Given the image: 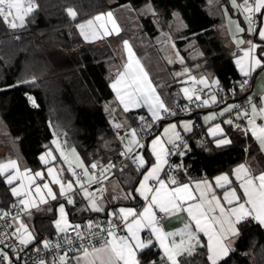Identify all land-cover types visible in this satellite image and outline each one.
<instances>
[{"label": "trees", "instance_id": "1", "mask_svg": "<svg viewBox=\"0 0 264 264\" xmlns=\"http://www.w3.org/2000/svg\"><path fill=\"white\" fill-rule=\"evenodd\" d=\"M35 3L38 8L21 29L10 28L0 20V115L32 169L40 168L39 155L51 145L55 135L67 147L77 148L88 166L115 160L124 153L125 138L116 137L107 111V103L114 97L107 68L113 48L107 42H86L77 27L99 13L126 3L135 9L150 3L154 12L142 17V21L144 30L155 36L159 32L157 25L169 29L174 13L180 12L186 27L177 33L178 46L190 39L196 41L203 53L199 62L219 79L220 93L228 90L233 81L242 83L233 55L215 29L219 19L207 10V0H35ZM69 7L76 11L75 19L68 16ZM12 51L17 55L9 59ZM249 87L239 90L232 100L247 98ZM127 116L133 126H126L135 130L143 126L142 116L149 117L142 109ZM227 129L231 138L227 146H215L208 134L190 141L175 159L179 179L211 178L231 172L236 165L251 159L256 171L264 170V154L255 137L231 125ZM15 201L10 186L0 175V207L12 211ZM56 216L54 212L36 218L38 238L27 248L34 249L37 244L41 247L43 238L56 240L61 236L52 227ZM106 218L108 212L88 213L72 223ZM157 255H145L144 263ZM181 262L211 264L205 245ZM218 264H264V227L251 218L242 221L234 249Z\"/></svg>", "mask_w": 264, "mask_h": 264}, {"label": "snow or ice", "instance_id": "2", "mask_svg": "<svg viewBox=\"0 0 264 264\" xmlns=\"http://www.w3.org/2000/svg\"><path fill=\"white\" fill-rule=\"evenodd\" d=\"M233 6L236 5V0H232ZM243 10L246 13L261 12L264 9V0H254V7L249 3V0H244ZM38 8V4L35 0H0V20H3L10 28L23 27L25 19L27 16L32 14ZM67 14L72 19L76 18L77 13L71 8H67ZM107 18L113 24L112 31L119 32L118 26L115 25L113 15L111 12L107 13ZM102 16H96L94 20L90 19L86 23L78 24L77 27L80 30V34L85 40L89 39L86 27L90 28L94 25V21L102 20ZM246 19L249 21L250 27L249 32H257L261 40H264V28L259 30L251 27V15H247ZM19 21V23H17ZM104 28V25H100ZM243 31V29H239ZM111 34L106 28L104 30V35ZM238 43H244L243 40ZM249 47L243 50V57L237 59L236 64L239 67L241 73L245 76H249L251 72H254L257 67L262 66V60L258 58L255 53L258 45L248 42ZM124 46L128 51V63L124 65V71L119 73L117 79L112 83L111 87L116 92L117 99L124 106V110L128 111L129 107H140L141 103L149 105V111L152 114L154 120L160 119V111L168 112L169 109L165 106L164 102L160 100L159 96L156 95L155 89L152 88L151 83L147 81V73L144 72L143 68L139 65V61L134 59V53L128 42H124ZM264 51V50H262ZM244 60L248 61L247 68L243 63ZM136 65V68L133 65ZM137 68L139 72H137ZM141 74L143 79H141ZM195 81V77H192ZM199 83L207 86V81L203 78ZM218 83V82H214ZM247 83V81H245ZM185 95H188V89L183 90ZM191 99V96L188 97ZM32 100L31 97H29ZM197 99L199 97L197 96ZM215 101V96L212 97ZM35 106V101L32 100ZM205 104L208 101H204ZM231 109H226L230 111ZM223 113H221L222 115ZM243 116H249V113L245 112ZM259 117L264 120V107L257 109L253 104L251 109V118L248 120L249 129L251 134L257 141H259V146L261 150H264V123L257 124L256 120ZM239 118V117H238ZM143 119V117H141ZM227 123L231 124L232 121L229 120ZM121 125H116L119 128ZM171 129H175V125L170 126ZM187 128L188 126L185 125ZM169 130L165 129V133ZM212 135H216L217 132L221 131L219 125L211 130ZM131 140L129 144L126 145V153H131L133 151V145L137 147H143L139 140L136 139L137 133L133 129L130 133ZM176 139H180L179 133H175ZM56 143V141H53ZM171 143V141H169ZM230 141L223 139L218 141V144H226ZM59 144H57V149H59ZM75 154V149L72 150ZM152 154L156 158V163L147 170L144 175L143 180L140 182L139 188L136 190L139 195L146 201L145 206L142 211L137 212L134 208H120L118 211L119 219L124 223L127 236H119L112 229L115 225L109 222V229L107 230L108 237L110 239H105L104 243L100 248H92V252L89 253L88 249H83L84 258L90 255L95 256V260L90 261V264H95L96 260H99V264H140L137 259V251L143 250L149 245H151V239L147 242L141 239L140 233L143 229H150L153 235H155L156 240L159 242L160 247L164 250L167 260L171 264H178L176 257L180 255L182 251H189L196 245L200 244L198 233H203L207 237V251L208 260L211 264H218V262L226 257L229 253V248L225 243L230 236L238 235V225L246 220L253 219L258 221L261 225H264V171L260 172L258 175H253L250 168L245 164L239 165L234 170V175L236 180L239 182V189L242 190V194L238 193L236 187H231L232 180L227 174L217 176L215 178V185L217 188L225 189L223 196H217L213 190L212 185L207 181L198 182L195 185V190L190 188L189 184H180L174 177H169L168 182L160 179V172L164 164L167 163L166 157L170 154L169 150L165 148L164 141L161 138H156L152 141ZM51 159H55L52 156V152L49 151L46 154ZM182 155V153H181ZM61 156L69 164V169L72 170V162L68 161L67 156L61 152ZM41 161L48 163L45 156L40 157ZM77 163L76 167L82 168L84 177H87V183L97 182V177L93 174H89V169L84 166L83 162L76 157ZM134 162H138V168L144 167L147 163L142 156H136ZM91 169H96L98 165L96 163L91 164ZM112 165H109L107 169L101 168V175L107 172ZM9 170H12L9 173ZM54 169L49 168L48 174L52 177V182L60 185V193L64 195L66 190L70 191L73 188V184L69 182L67 186L62 182V180L54 175ZM9 173L6 176V182L12 185L15 180L20 181L19 187L12 188V194L14 196L20 197L21 195L28 197L32 195V186L35 184V179L37 177L43 178V173L36 172L34 175L30 173L29 170L25 169L23 172L15 160H9L7 163H0V175ZM74 176L77 175L73 170ZM106 178V177H104ZM27 180V184H25ZM149 181H155V184H149ZM76 184L83 190L85 198L90 200V206L93 211H102V207L98 206L96 200L92 197L94 193H89L88 189L85 187V183L77 177ZM175 185V187H171ZM43 189L47 190V196L51 197L53 200L56 199V195L52 192L48 183L43 184ZM35 195L40 197V203H47L45 196L42 194L41 187L35 185ZM223 200V203L221 202ZM69 203L73 201L69 198ZM20 204L24 205L25 208L29 206L35 207L34 201H29L28 199L20 200ZM165 213L168 215H174L181 211L186 212L188 216V221L184 224V228L178 230L174 233H165L158 227L159 220L157 218V211ZM61 219L56 221V228L61 232H66L71 225L68 224L66 219V213L64 206L61 205L59 208ZM9 213H0V218L7 217ZM111 215H117L112 213ZM17 220V218H13ZM63 222V227L61 224ZM195 230L193 231L192 228ZM80 225H76L75 228H79ZM89 228L92 224L89 223ZM26 234V237H25ZM17 235L20 244H28L34 237L23 222H19V226L16 228L15 233ZM179 235L181 239L177 242L175 239L169 242V237H175ZM80 236V233H77ZM186 237V239H185ZM187 244V248L185 245ZM203 246V245H201ZM44 247H49V242H44ZM0 261H8L11 264V260L6 253L0 251ZM61 264H65V257H60Z\"/></svg>", "mask_w": 264, "mask_h": 264}, {"label": "crops", "instance_id": "3", "mask_svg": "<svg viewBox=\"0 0 264 264\" xmlns=\"http://www.w3.org/2000/svg\"><path fill=\"white\" fill-rule=\"evenodd\" d=\"M207 10L208 6L210 4V0H207ZM244 1V0H239ZM223 2V0L221 1ZM229 3H231L228 0ZM250 4L254 7V0H250ZM138 9H135L130 3L119 5L111 10H108L106 12L99 13L95 16H93L91 19L94 20L96 16H102L103 19L100 21H94V25L90 28L86 27L85 31L87 32L89 39L85 40L86 42L90 43H101V42H107L111 45L113 48V54H115L114 61L117 59V55L122 52V55L126 57L125 62L118 61L117 64H120L119 67L116 66H108V77L110 84L115 82L117 79V76L119 73L124 71V65L128 63V51L124 46V42L127 41L128 45L131 47L132 52L134 53V59L139 61V65L143 68L144 72L147 73V81L151 83L152 88L155 89L156 95L159 96L160 100H162L165 104V106L168 109H171L174 104L179 101H187L190 100L188 97L191 96V99L194 98L196 95L193 92V89H190L188 87V95H185V92L183 91L185 88V83L183 82L184 78H186L187 75H198V77H202L206 80L210 79L211 83L216 84V91L214 93L208 92V96L205 101H208L206 104L207 106H210L218 100V96L220 93V84L219 79L215 80L214 78H211L206 72H209L210 74L214 75L210 70H205L201 63L197 69H192L186 66H177L174 67L173 65L168 64L160 55L159 50L157 49V46L155 44V36H151L147 31L144 30L142 17L145 15H140L137 12ZM231 12L230 19L226 18L225 22L223 24L226 31L227 36L226 38L219 34L224 41H226L225 47L230 52V54L233 55V60L236 65V68L239 72V74L243 77L241 84H246L245 81H249L248 86V97L252 99H259L260 103H254V105L257 107V109L264 107V40H261L258 36L257 32H249L248 25H244V20L241 16H239V19H237V15L234 14L232 9L230 8ZM111 12L113 15V19L115 21V25L118 26L119 32L112 31L113 24L111 21L107 18V13ZM153 13V12H152ZM151 14V13H150ZM149 15V14H148ZM252 17V25L251 27L259 30L260 28H264V9L261 10V12H253L251 13ZM237 19V20H236ZM90 20V19H89ZM258 20V23L255 24L254 21ZM88 21V20H87ZM239 22V23H238ZM246 22V20H245ZM81 23H86V21H83ZM79 23V24H81ZM249 23V22H248ZM103 24L104 28H101L100 25ZM158 27V25H157ZM250 27V25H249ZM105 28L111 33L109 35H104ZM216 29V28H215ZM239 29H243V31H239ZM217 30V29H216ZM218 32V30H217ZM219 33V32H218ZM122 35L123 37L130 36V38L123 39V43L121 46H118L116 44H111L110 37H116ZM225 39V40H224ZM243 40L244 43L240 44L239 41ZM261 40V41H260ZM249 41L252 43H255L258 45L255 55L262 60V66L257 67L254 72H251L249 76H245L241 73L239 67L236 64L237 59H241L243 57V50H246L249 47ZM118 53V54H117ZM201 57L198 58V60ZM243 63L245 64V67L248 66V61L244 60ZM134 68H136V65H133ZM137 72H139V69L137 68ZM141 79H143L141 74ZM201 84V83H200ZM203 85V84H201ZM215 96V101L212 100V97ZM231 103L222 105L217 110H212L210 108L204 110L202 113L199 122L202 123L204 126L207 127V134L208 139L212 141V143L217 146H227L231 143V138L228 133V126H232L233 128H240V123L242 122V114H236L235 117H239L240 121L239 123H234L233 119L234 117L230 115V112L234 109L235 101H230ZM253 105V104H252ZM107 108H109L111 111L116 108L118 111V117L127 125V126H133L131 120L127 116L129 112L131 111H137V110H144V112L153 119L151 112L149 111V105L141 103L140 107H129L128 111L124 110V106L120 103V101L117 99L116 92L114 91V97L107 103ZM226 109H231L230 111H226ZM252 109V106H251ZM110 111V112H111ZM109 112V113H110ZM164 111H160V117ZM221 113H223L221 115ZM219 117L222 118L220 122H218ZM186 121H181L178 119V129L176 130V133H179V130L191 134L194 132V126L196 118L194 117H184ZM192 118V119H191ZM193 120V125L191 126V121ZM231 120L232 123L229 124L227 121ZM257 124L264 123V120H261L259 117H257L256 120ZM166 123V122H165ZM165 123L161 125V128L159 129L158 133L155 134L145 145V149H142L143 147H137L133 145L132 147H137V152L135 153L136 156H142L144 160L147 162L144 167H133L128 166L124 169L118 171L114 175L110 176L106 179L105 184L107 186L106 192L101 195L99 194V189L95 184L87 183V177L85 178L84 182L85 187L88 189L89 193H94L93 199L96 200V203L98 206L102 207V211H93L90 206V200L88 198H85L83 190L79 187V185L76 184L77 175H73V170L76 167V157H79V160L85 164V167L89 169L90 172V166L86 164L83 157L79 153L78 149L75 147H67L64 143V140L61 138H53L51 145L43 151L39 155L40 160V168L32 169L29 167L20 151V148H13V144H10V142H0V163H7L9 160H15L17 161V164L20 168V171L23 172L25 169L29 170L32 175H34L36 172L43 173V178L37 177L35 179V184L32 186V195L25 197L21 195L20 197H15V205L12 207V211L14 213H23V217H15L17 220L13 221V230L14 233L16 231V228L19 226V222H23L28 232L32 234L34 239H32L27 245H30L32 243H36L38 238L37 228H36V218L38 216L50 214V213H57L56 219L52 222V227L56 230L57 235L63 233L58 232L56 229L55 221L57 220L59 216V208L61 205L64 206V209L69 215L70 223H72L73 220H79L81 218L86 217V214L88 213H104L108 212L109 217H118V211L120 208H134L137 210V212L142 211L143 207L146 204V201L139 195V193L136 191L139 186L140 182L143 180L144 175L147 173V170L151 168L152 165L156 163V158L152 154V141L156 138H161L164 141V146L169 151L173 149L174 147H177L179 145L180 140L176 139L175 135H171L168 132L165 133ZM247 124V129H249V124ZM185 125L188 127L186 128ZM217 125H219V128L221 131L217 132L216 135H212V129H214ZM184 127L186 130H183ZM191 127V128H190ZM170 130V129H168ZM248 132L251 134V131L248 130ZM252 135V134H251ZM137 139V138H136ZM226 139L230 141V143L226 144H218V141ZM131 138H125L123 140L124 143V150L126 151V145L129 144V141ZM53 141H56V143H53ZM171 141V143H169ZM259 144V141H257ZM57 144H59V149H57ZM143 145V144H142ZM144 146V145H143ZM260 147V146H259ZM75 149V154L72 153V150ZM261 149V148H260ZM51 151L52 156L55 157V159H51V157H48L46 154ZM63 151L64 154H67L68 161L72 162V170L69 169V164L64 160V158L61 156V152ZM264 154V150H261ZM66 152V153H65ZM147 153V154H146ZM45 156V159L48 160V163H44L41 161L40 157ZM167 163L163 165L162 170L160 172V179L165 180V182H168L169 178H166L163 176V172L165 171L167 164H168V156L166 157ZM97 163V162H95ZM245 164L248 168L251 169L253 175H258L260 172L264 170L256 171V166L254 160H249L247 162H242L238 165H236L231 172H222L220 174H217L211 178H200L195 180H181L179 178L174 177L180 184H189L190 188L195 190V185L198 182L207 180L213 187V190L215 191L217 196L222 197L223 192L225 189L217 188L215 185V178L217 176H221L224 174H227L229 178L232 180L231 187H236L238 190V193L242 194V190L239 189V182L236 180L234 173V170L239 167V165ZM53 168L54 175L58 176L62 182L67 186L69 182L73 184V188L70 191L65 192L64 195H61L60 193V185L52 182V177L48 174V169ZM142 171L140 172V170ZM12 170H9V173ZM9 173L2 174L5 182H6V176ZM7 183V182H6ZM48 183L49 187L52 189V192L56 195V199L53 200L51 197L47 196V190L43 189V184ZM155 181H149V184H155ZM8 184V183H7ZM25 184H27V180H25ZM9 185V184H8ZM20 181L15 180L12 185L10 186L11 193L13 187H19ZM35 185H39L42 190V194L45 196V199L47 200V203H40V197L35 195ZM171 187H175V185H172ZM69 198L73 201L72 203H69ZM22 199H28L30 202H35V207L29 206L28 208H25L24 205L20 204V200ZM223 203V200H221ZM158 212V210H156ZM112 213H116L117 215H111ZM165 214V213H164ZM188 221V216L186 212H179L174 215H168L165 214V219L162 222H159L158 227H160L163 232L165 233H174L177 232L180 229L184 228V224ZM264 227V225H262ZM238 227V233H239V225ZM192 230L194 231V225ZM127 230L125 227V235L127 236ZM239 235V234H238ZM238 235L230 236L228 240L225 241L229 248V253L234 249L236 240L238 238ZM17 236V235H16ZM141 239L147 242L148 239H151L152 243L149 245V247L138 250L137 251V259L139 260L140 264H145L143 261V258L145 255H151V253L158 254L156 257L151 258L147 264H171L170 261L167 260V257L165 256L164 250L160 247L159 242L156 240L155 235L152 234L150 229H143L140 233ZM26 237V234H25ZM198 237L200 240V244L196 245L194 248L191 249V252L189 251H182L180 255L176 257L178 264H182L181 260L186 257H190L194 255L201 245H207V237L201 232L198 233ZM110 239V238H109ZM169 242L173 239H175L177 242L181 239L179 235L175 237H169ZM186 239V237H185ZM54 240L52 237L43 238V240L40 242L41 246H44V242L48 241L49 244ZM39 247V244L35 246ZM101 247V246H100ZM97 247V248H100ZM187 244L185 245V248H187ZM207 248V247H206ZM2 247H0V250ZM89 251V253H91ZM227 255V256H228ZM208 256V251H207ZM226 256V257H227ZM223 257L221 260H223ZM71 258L76 264H90V261L95 260V256L90 255L87 258H84V252L78 251L73 254H71ZM220 260V261H221ZM95 264H99V260L95 261Z\"/></svg>", "mask_w": 264, "mask_h": 264}, {"label": "built area", "instance_id": "4", "mask_svg": "<svg viewBox=\"0 0 264 264\" xmlns=\"http://www.w3.org/2000/svg\"><path fill=\"white\" fill-rule=\"evenodd\" d=\"M254 23L257 24L258 20H255ZM248 84L249 81H247L246 84L239 85L233 81L228 90L219 94L216 103L207 106L204 103L205 100L203 97H205L208 92L203 85L197 83L193 86V92L196 95L194 98L187 101H177L168 112L162 113L160 119L154 120L150 117L142 116L143 119L141 120L143 126L136 130V138L139 140L140 144H144L151 136L155 135L159 131L163 121L170 120L172 118L184 117L200 118L204 110L208 108L217 110L219 107L230 101H235L234 109L230 112V115L234 117V123L241 122L239 118L235 117L236 114H243L245 112L249 113V116L247 117L242 116V122L239 124L240 129L245 131L247 129L246 122H248L251 118V106L254 103L259 104L260 100L249 97L241 100L232 99L235 98L239 90L244 89L248 86ZM197 96L199 99H197ZM108 117L110 125L117 138H131L130 133L133 129L128 128L118 117L116 108L112 110V113H110ZM221 120L222 118L219 117L218 122ZM116 125L121 126L117 128ZM179 135V145L169 151L170 154L168 155V164L163 172V176L166 178L179 177L177 170L174 168L176 157L185 151L192 139L196 137L205 138L207 136V127L198 121L195 123L194 132L187 134L179 130ZM136 149L137 147L133 148L131 153H126L115 160L98 165L96 169L90 168L91 174H94L97 177V182H92V184H95L98 187L99 194L103 195L106 192L107 186L105 181L107 178L125 167L138 166V162H134ZM109 165H112V167L105 172L102 177L101 168L107 169ZM74 171L82 181L85 180L86 177L82 175V168H75ZM3 212L9 213V215L7 217L0 218V247H2L0 251H3L8 255L11 260V264H61L60 257L62 256L65 257V264H76L71 258V254L83 251L85 248H87L88 251H91L93 247L97 248L102 246L104 240L110 238L107 234L110 221L113 225H115V228L112 230L115 231L117 235H125V225L118 217H109L100 221L87 219L85 222L70 223L69 225H71V227H69L66 232L61 233V236L58 239L53 240L49 244V247L45 248L44 246H41L29 249L27 248V244H20L17 236L13 235V218L23 217L24 214L7 211L0 207V213ZM157 218L159 222H162L165 219V214L158 211ZM89 223L92 224L91 228L88 227ZM76 225H80V227L77 229L75 228ZM78 232L80 233L79 237L77 236ZM0 264H8V261H0Z\"/></svg>", "mask_w": 264, "mask_h": 264}, {"label": "rangeland", "instance_id": "5", "mask_svg": "<svg viewBox=\"0 0 264 264\" xmlns=\"http://www.w3.org/2000/svg\"><path fill=\"white\" fill-rule=\"evenodd\" d=\"M222 0H210V4L208 6V11L214 16L217 17L219 19V23L215 26V28L218 30L219 34L222 35L226 38V34L227 31L224 27L225 24H223L226 20V18L230 19V15H228V13L230 14L231 10L234 12L235 15H237V19H239V16L242 17V19L244 20V25L247 26L249 28V21L246 19L247 15H251L249 13H246L243 10V7H241V5H243L244 1H239L236 0V5L237 6H233L232 0H229L231 3L228 2V0L221 2ZM250 3V0H249ZM73 9V8H72ZM74 10V9H73ZM75 11V10H74ZM76 12V11H75ZM137 12L140 15H145L148 16V14L154 12L152 4H147L143 7H141L140 9L137 10ZM239 15V16H238ZM236 19V20H237ZM28 20V16L25 19V23L24 26L26 25ZM155 22V21H154ZM17 23H19V21H17ZM239 23V22H238ZM252 21H251V25H252ZM23 26V27H24ZM23 27H17L15 29H21ZM186 27V23L183 19V17L181 16L180 12H175L174 13V18L170 23V28L169 29H161L158 27L159 32L156 33V36L154 38L155 40V44L158 45L157 49L159 50V53L161 55V57L170 65H173L174 67L179 66H186L192 69H197L200 65V62L198 60L199 57H203V53L201 51L200 48H198L195 43L196 41L194 39H190L188 40L186 43H184L182 45V47H179L176 40H177V33H179L182 29H184ZM130 38V36H126L123 37L122 35L116 36V37H110V42H112L111 44H116L118 46H121V44L123 43V39L125 38ZM225 40V39H224ZM224 43H226V41H224ZM118 54V53H117ZM14 55L16 56L17 53L12 51L11 56H9V59H12L14 57ZM115 54H113V56L107 60V65L108 66H116L119 67L120 64H117L118 61L120 62H125L126 57L122 55V52H120L116 57L117 59L114 61ZM178 68V67H177ZM211 78H214L215 80H217V77L210 74L209 72H206ZM192 77H195V81L192 80ZM202 77H198V75H194V74H190L187 75L186 78H184L183 82L186 84L184 88H188L190 87V89H193V86L197 83H199V81L201 80ZM204 79V78H203ZM206 80V79H205ZM207 81V86H205L203 84V86L206 88L207 92L210 93H214L216 91V84L215 83H211L210 79L206 80ZM200 84V83H199ZM202 84V83H201ZM208 94L203 97L204 100H206ZM33 99V98H32ZM231 102H227V104H229ZM108 113L111 111L109 108H107ZM112 113V111L110 112ZM109 113V114H110ZM108 114V115H109ZM118 115V113H117ZM181 119H185V118H179V120ZM192 119V118H191ZM177 120H171V121H166L165 126L167 129H170L168 131L169 134L171 135H175L176 130L178 129V123ZM181 121H186V120H181ZM191 126L193 125V120L191 121ZM126 125V124H125ZM171 125H175V129H171ZM183 130H186L184 127H182ZM191 128V127H190ZM55 138H60L59 135H55ZM10 142V144H13V138L10 135V133L8 132L2 117L0 115V142ZM15 141V140H14ZM65 143V142H64ZM13 148H17L19 149V146L17 144V142H14ZM63 152V151H62ZM66 153V152H65ZM73 153V151H72ZM67 155V154H65ZM85 166V164H84ZM66 219L68 224H70V219H69V215L66 212ZM61 219V215L59 213V216L57 218V220ZM56 220V221H57ZM55 221V224H56ZM63 222L61 224V227H63ZM57 229V228H56ZM58 232H61L57 229Z\"/></svg>", "mask_w": 264, "mask_h": 264}]
</instances>
